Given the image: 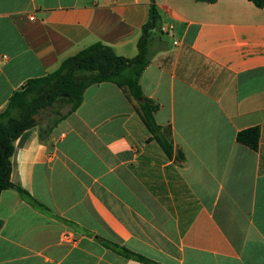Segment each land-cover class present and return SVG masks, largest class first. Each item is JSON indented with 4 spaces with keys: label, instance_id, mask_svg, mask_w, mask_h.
<instances>
[{
    "label": "crops",
    "instance_id": "obj_1",
    "mask_svg": "<svg viewBox=\"0 0 264 264\" xmlns=\"http://www.w3.org/2000/svg\"><path fill=\"white\" fill-rule=\"evenodd\" d=\"M154 5L141 87L159 105L158 125L170 129L172 158L111 83L89 87L48 134L39 115L15 142L11 180L48 213L15 190L1 194L0 264H142L100 240L159 264H264V7ZM151 6L0 0V113L29 80L93 44L135 58ZM253 127L257 151L237 141Z\"/></svg>",
    "mask_w": 264,
    "mask_h": 264
},
{
    "label": "trees",
    "instance_id": "obj_2",
    "mask_svg": "<svg viewBox=\"0 0 264 264\" xmlns=\"http://www.w3.org/2000/svg\"><path fill=\"white\" fill-rule=\"evenodd\" d=\"M250 1L258 7H264V0ZM158 19L152 0L150 20L143 27L138 41V55L135 58L120 57L110 47L96 43L65 59L56 71L29 80L25 88L15 92L5 110L0 113V196L6 190H15L30 205L48 213L46 207L11 180L15 142L24 132L39 125L41 110L45 111L60 102L71 105L66 115L43 130V133L48 134L54 126L82 105L84 93L89 87L103 83H111L121 89L134 104L138 116L150 133L149 141H155L166 156L172 158L174 147L170 129L158 125L155 114L159 111V105L147 98L141 87V77L151 63L150 33L157 28ZM260 140L259 127L237 134V141L254 151L259 149ZM177 158L184 160L181 152ZM100 242L124 258L142 264H159L125 246L106 240Z\"/></svg>",
    "mask_w": 264,
    "mask_h": 264
},
{
    "label": "rangeland",
    "instance_id": "obj_3",
    "mask_svg": "<svg viewBox=\"0 0 264 264\" xmlns=\"http://www.w3.org/2000/svg\"><path fill=\"white\" fill-rule=\"evenodd\" d=\"M70 109L71 105L60 102L51 108H47L45 111L41 110L39 115L43 119V127L47 128L49 125H52L62 116L66 115L70 111ZM145 151L147 153V149Z\"/></svg>",
    "mask_w": 264,
    "mask_h": 264
},
{
    "label": "built area",
    "instance_id": "obj_4",
    "mask_svg": "<svg viewBox=\"0 0 264 264\" xmlns=\"http://www.w3.org/2000/svg\"><path fill=\"white\" fill-rule=\"evenodd\" d=\"M32 19H34V18H32ZM170 29H171V27H163L162 32L167 33ZM66 238H69V237L67 236Z\"/></svg>",
    "mask_w": 264,
    "mask_h": 264
},
{
    "label": "water",
    "instance_id": "obj_5",
    "mask_svg": "<svg viewBox=\"0 0 264 264\" xmlns=\"http://www.w3.org/2000/svg\"><path fill=\"white\" fill-rule=\"evenodd\" d=\"M27 86V84L24 86V88Z\"/></svg>",
    "mask_w": 264,
    "mask_h": 264
}]
</instances>
